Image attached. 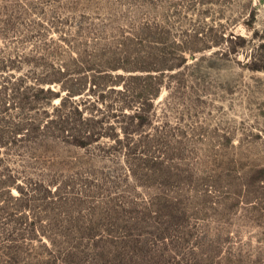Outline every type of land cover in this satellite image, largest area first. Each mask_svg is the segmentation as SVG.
<instances>
[{
    "label": "rangeland",
    "instance_id": "obj_1",
    "mask_svg": "<svg viewBox=\"0 0 264 264\" xmlns=\"http://www.w3.org/2000/svg\"><path fill=\"white\" fill-rule=\"evenodd\" d=\"M12 83L60 95L1 148L0 264H264V0H0Z\"/></svg>",
    "mask_w": 264,
    "mask_h": 264
},
{
    "label": "trees",
    "instance_id": "obj_2",
    "mask_svg": "<svg viewBox=\"0 0 264 264\" xmlns=\"http://www.w3.org/2000/svg\"><path fill=\"white\" fill-rule=\"evenodd\" d=\"M48 82H59V79H47ZM13 86L8 87L7 85L3 86V89L0 90V153L1 148H4L6 150H14V146L21 147L23 143L28 141L29 143L33 141H39V138H42L43 135H45L44 128L47 127L46 123L44 124L42 119H39V117H34L33 119L29 120V116L26 114L29 110L39 109L38 106H35V104H39L45 100L46 102L52 101L53 98L59 97V93L55 92L50 87L44 88V87H38L35 89V87H29V90H33L31 96H27L25 93L26 91L21 92L20 91V85H17L16 83H12ZM25 89V88H24ZM23 89V90H24ZM27 89V90H28ZM72 92V91H71ZM19 93V94H18ZM156 94V93H155ZM23 95V96H20ZM20 96V97H19ZM72 95L69 94L67 97H71ZM18 98L21 99L22 106L16 105L15 107L10 105L9 98ZM45 98V99H44ZM65 97H61V102L58 107H55L53 109L54 115L57 117V120L52 119L51 125H53L59 132L64 133V130H67V126H69V118L68 114L63 115V110L65 109L64 104ZM20 103V102H19ZM17 106L20 109L24 110V115L20 116L18 119H13V116H10V110L17 108ZM68 108V107H67ZM69 112L71 114H75L79 119L80 123H87L88 121L94 120V114H91V116H85L82 108L79 104L74 103L71 105V107L68 108ZM49 113V112H47ZM9 115V116H8ZM8 116V117H7ZM135 116L137 118H141L143 120V115L139 113V111L136 112ZM11 117V118H10ZM47 122H49V119H47ZM72 129V127H70ZM73 130L77 133H80V130L73 127ZM94 134V133H93ZM93 134L90 135H80V139L82 145L86 144L85 138L91 139L93 137ZM82 136V137H81ZM96 136H99L96 135ZM23 141V142H22ZM4 159L0 158V163H3ZM8 170V168H7ZM18 177L17 174L9 175L4 174L3 177H0L1 183H3L4 186L8 187L14 180L17 181Z\"/></svg>",
    "mask_w": 264,
    "mask_h": 264
}]
</instances>
